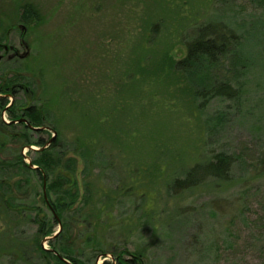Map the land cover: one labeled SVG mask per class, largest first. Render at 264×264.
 I'll return each instance as SVG.
<instances>
[{
    "label": "rangeland",
    "instance_id": "rangeland-1",
    "mask_svg": "<svg viewBox=\"0 0 264 264\" xmlns=\"http://www.w3.org/2000/svg\"><path fill=\"white\" fill-rule=\"evenodd\" d=\"M26 5L35 21L22 19ZM218 22L242 37L213 73L228 95L174 71L198 29ZM21 39L29 57L1 68L22 74L16 103L50 109L43 127L56 131L30 133L31 144L59 137L54 153L76 164L81 199L57 247L82 264H114L122 251L140 264H264V0H0V43L24 52ZM1 111L0 264H63L39 247L60 229L44 184L16 165L40 147L6 136L16 127ZM218 155L233 159L227 178L182 184Z\"/></svg>",
    "mask_w": 264,
    "mask_h": 264
},
{
    "label": "trees",
    "instance_id": "trees-1",
    "mask_svg": "<svg viewBox=\"0 0 264 264\" xmlns=\"http://www.w3.org/2000/svg\"><path fill=\"white\" fill-rule=\"evenodd\" d=\"M36 15L37 11L34 10L32 6L26 5L22 10L21 17L25 22H31L36 20ZM226 25L227 24L221 22L208 23L204 28L198 29L197 35L193 41H190L188 44V57L182 62H176V64H174L175 73L184 74L185 72L186 77H197L199 79L200 84L193 82L191 84L197 92H200L201 86L204 88L207 87L208 91L213 90L216 92V94L228 95L234 92L232 86L227 83L228 81H219L218 79L213 80V73L219 66L220 61L226 58V56L229 54V56H234L235 52L238 51L235 49L242 45V37L234 28L228 27ZM203 77H209V82H206L205 79H202ZM210 77L213 81H211ZM18 78L19 77L13 76L11 79H9L7 81L8 86L12 87L17 85L18 82L15 80H18ZM1 87H3V85H0V90ZM26 95L30 96L29 93ZM1 108H3V104H0V109ZM49 110L50 109H47L44 105H36L32 112L26 113V116H28L33 121L35 126H43L45 124L47 114H49ZM14 115L16 116V113ZM26 128L27 129H25L23 139H25L26 143L31 144L30 137L28 135V127ZM11 135L12 134L8 132L6 136L12 137L13 139L16 137V135ZM34 144L40 148H44L47 145V143H42L41 141H38ZM58 145L59 137L56 138L50 146L46 147L44 150H40V157L32 160L33 165L37 166V169H31L25 162V157L21 154L18 156L16 165H22V167L25 168L27 172L37 173V175L40 176L42 185L44 184L46 188L47 199L44 198V202L47 206H52L51 210H53L54 214H56L55 223L62 225L60 234L54 240H52L53 242H51L52 248H50V250L43 249L41 244H39L41 252L43 255L45 254L44 258L53 256L57 262L66 264L53 253V249L59 254L64 251L67 254L65 257L63 256L65 259L75 264H82L72 256L71 250L69 248H65L64 246L57 247L56 245L57 241L59 240L68 242V239H70V236L67 235L68 225L66 222H63V215L71 206L78 205L77 203L81 199V195H78L77 192L73 191V179L70 177L74 176L72 172L75 171L76 164L71 163V161H66L64 163L63 159H61L58 154L54 153V150L58 148ZM82 158L85 159L84 157ZM73 160L77 161L76 158ZM232 163L233 159L231 157L218 155L216 162H212L209 165H205L203 167L196 166L188 175V177L185 180H182V184L186 185L187 183H190L191 186H193L194 184L196 185L205 181V179L210 176L217 178H227ZM56 168L58 171L56 180L50 182L49 177L51 173L54 174V170ZM45 175H47V177H45ZM191 186L188 185L186 187ZM53 192L57 194L55 201H51V195ZM5 204L12 208H17V206L10 201L9 197H5ZM38 233L44 236H50L53 234V231L50 228H46V224L39 223ZM91 238L92 237L89 236L87 238V242H89ZM60 249H62V251ZM124 253H127V251H122L114 255L117 264H140L141 258L139 257L141 255L138 252L130 254L129 256L132 258H126ZM137 254L140 256H137Z\"/></svg>",
    "mask_w": 264,
    "mask_h": 264
},
{
    "label": "flooded vegetation",
    "instance_id": "flooded-vegetation-1",
    "mask_svg": "<svg viewBox=\"0 0 264 264\" xmlns=\"http://www.w3.org/2000/svg\"><path fill=\"white\" fill-rule=\"evenodd\" d=\"M26 28L25 26H23ZM21 26L20 29H23ZM21 46L24 47L25 51L21 52L18 49H16L14 46H8L5 44L0 43V48L3 49L0 51V85H3L0 90V104H3V108L1 110L4 113L8 114L9 121H5V124H7L9 129L14 130V127H16V135L17 139H23L25 134V129L28 127V135L30 133H42L43 130H53L51 127L48 126H35L33 124V121L26 116V113H30L34 110V107L30 106L28 108L20 107L19 104L16 103L18 94L22 91L21 89L24 88V85L20 82L17 83L15 86H8L7 81L11 79L13 76L21 77V73L16 70H4L1 68V63L6 60H14V59H27L30 54V48L29 46L21 39ZM18 78V79H19ZM11 98V101H10ZM1 111V112H2ZM16 113V116L14 115ZM42 128L41 130H35ZM55 133L56 131L53 130ZM27 133V132H26ZM30 137V135H29ZM53 138V137H52ZM52 140V139H51ZM46 147H44L45 149ZM49 206V205H48ZM17 205V210H18ZM50 210L52 206H49ZM53 215L56 217V214H54L53 210H51ZM59 226H62L61 224ZM62 230V229H61ZM60 234V233H59ZM54 253V252H53ZM55 254V253H54ZM57 256V255H56ZM114 264H117L116 260H114ZM73 263V262H72ZM75 264V263H73Z\"/></svg>",
    "mask_w": 264,
    "mask_h": 264
},
{
    "label": "water",
    "instance_id": "water-1",
    "mask_svg": "<svg viewBox=\"0 0 264 264\" xmlns=\"http://www.w3.org/2000/svg\"><path fill=\"white\" fill-rule=\"evenodd\" d=\"M42 128H39V129H35V130H41ZM55 134H56V132H55ZM53 139H55V135H54V137L52 138V140ZM29 148H31V149H34V148H32V146H28ZM44 149V148H43ZM43 149H41V150H43ZM36 150H39V149H36ZM28 164H29V167L30 168H33V169H37V167H35L34 165H33V163H32V161L30 160L29 162H28ZM45 190H46V188H45V185H44V196H45V199H47V196H46V192H45ZM61 229H62V226H60V230L53 236V237H49L48 239H46L47 241H49V240H54L58 235H59V233L61 232ZM46 250H49V249H46ZM52 251L55 253V255H57L58 257H59V259L60 260H62L63 262H65L66 264H73L71 261H69V260H67V259H65L64 257H62L57 251H55V250H53L52 249Z\"/></svg>",
    "mask_w": 264,
    "mask_h": 264
}]
</instances>
